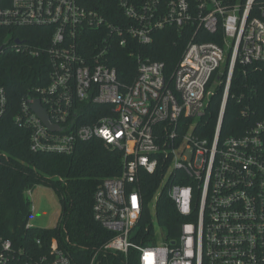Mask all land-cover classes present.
Masks as SVG:
<instances>
[{
    "label": "built area",
    "instance_id": "1",
    "mask_svg": "<svg viewBox=\"0 0 264 264\" xmlns=\"http://www.w3.org/2000/svg\"><path fill=\"white\" fill-rule=\"evenodd\" d=\"M118 6L123 17L112 23L79 0L0 1V28L46 31V46L39 44L44 38L35 44L13 37L11 44L17 54L47 56L51 65L49 85L23 98L13 118L29 131L30 150L71 155L79 143L99 139L124 153L122 174L104 180L95 194L94 219L111 239L89 264H103L101 254L123 255L130 264L132 252L135 264H264V117L249 104L254 89L236 99L241 133L222 136L234 77L247 79L264 63V0H118ZM168 28L191 36L171 76L164 63L132 50L138 74L131 85L123 84L106 63L110 50L152 44L154 35ZM90 30L103 36L84 44ZM206 35L220 42L207 41ZM220 88L214 132L204 134L203 119ZM37 100L59 131H51L32 110ZM85 104L106 106V112L82 123ZM7 106V91L0 86V119ZM0 157L8 159L1 151ZM158 171L163 172L159 190L147 203L140 174ZM164 191L177 212L190 218L176 238H167L159 225ZM146 205L151 215L144 222ZM35 209L32 204L31 212ZM137 228L144 232L141 241ZM19 260L73 264L56 239L47 254L37 255L0 237V264Z\"/></svg>",
    "mask_w": 264,
    "mask_h": 264
},
{
    "label": "trees",
    "instance_id": "2",
    "mask_svg": "<svg viewBox=\"0 0 264 264\" xmlns=\"http://www.w3.org/2000/svg\"><path fill=\"white\" fill-rule=\"evenodd\" d=\"M79 1L88 10L99 12L109 22L118 23L123 17L118 0ZM45 33L42 29L0 28V86L4 87L8 94L7 111L0 119V151L8 157H0V237L11 240L16 249L37 255L47 254L52 240L56 239L60 248L69 254L73 264H89L95 252L111 239V234L94 219L95 194L104 180L122 174L124 153L107 148L99 139L79 143L71 155L36 154L30 150L29 131L17 127L13 118L19 112L23 98L35 95L36 88L49 85L51 65L47 56L33 58L17 54L12 50L11 44L13 37H20L35 44L38 39L44 38L39 44L46 46ZM101 36L103 35L100 32L90 30L83 36L84 44L99 42ZM204 39L220 42L216 36L206 35ZM190 40L191 36L187 32L168 28L157 32L154 42L149 45L129 43L124 48L115 45L107 54L106 63L117 69L123 84L131 85L138 74L137 59L130 54L134 50L144 60L164 63L166 76H171ZM247 82L249 85L245 89ZM253 89L255 99L249 104L259 112L262 111L258 118H263L264 63L259 65L258 72L247 79L243 80L238 75L234 77L222 136L241 133L243 118L236 99L243 91L249 93ZM222 95L223 88H220L212 101L209 114L203 119L208 129L204 134L212 135L214 132ZM82 107L85 112L81 116L82 123L94 121L95 117L104 115L107 108L103 105L86 104ZM162 176L161 171L154 175L141 172L138 185L147 203L154 200ZM60 178L63 181H60ZM38 186L52 189L59 199L61 215L54 229L27 228L32 217V203L25 193ZM157 213L159 225L167 238H176L182 224L190 220L177 212L166 191L159 199ZM150 215L146 205L144 222L150 219ZM137 233V239L141 241L144 232L137 228ZM39 240L41 244H38ZM133 256L137 261V253L132 252L128 258L130 264L133 262ZM99 259L104 261L103 264L127 263L123 255L111 254L105 257L101 254ZM13 264H27V261L19 260Z\"/></svg>",
    "mask_w": 264,
    "mask_h": 264
},
{
    "label": "rangeland",
    "instance_id": "3",
    "mask_svg": "<svg viewBox=\"0 0 264 264\" xmlns=\"http://www.w3.org/2000/svg\"><path fill=\"white\" fill-rule=\"evenodd\" d=\"M60 181L63 179L60 178ZM26 197L36 208L32 213L30 225L40 229L56 228L61 215V207L56 193L46 186H38L33 190L31 197L28 194Z\"/></svg>",
    "mask_w": 264,
    "mask_h": 264
},
{
    "label": "water",
    "instance_id": "4",
    "mask_svg": "<svg viewBox=\"0 0 264 264\" xmlns=\"http://www.w3.org/2000/svg\"><path fill=\"white\" fill-rule=\"evenodd\" d=\"M16 43H20V40H17ZM2 51V48H0V52ZM32 110L42 119L44 124L51 130V131H59V128L54 125L48 114L46 109L42 106L41 102L37 100L34 105L32 106Z\"/></svg>",
    "mask_w": 264,
    "mask_h": 264
}]
</instances>
